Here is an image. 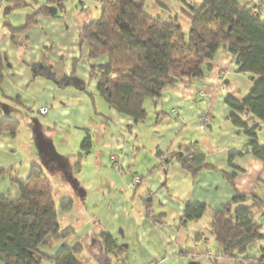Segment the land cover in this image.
<instances>
[{
    "label": "crops",
    "instance_id": "1",
    "mask_svg": "<svg viewBox=\"0 0 264 264\" xmlns=\"http://www.w3.org/2000/svg\"><path fill=\"white\" fill-rule=\"evenodd\" d=\"M162 4L178 14L188 31L191 20L181 0H148L146 11L167 13ZM6 6L0 3V51L6 57L0 123L14 120L19 129L16 136L0 135V165L19 179L39 166L52 181L62 229L73 231L45 252L55 257L62 248L81 243L84 250L77 260L101 264V247L94 242L108 232L125 253L110 254L104 264H147L151 259L159 264H247L243 256L237 261L221 257L212 234L214 212L227 207L236 192L255 195L263 204L255 222L264 230V161L238 155L247 136L232 122L234 110L226 103L229 96L242 101L254 87L253 78L240 72L236 56L221 47L208 61L211 69L204 79L167 85L160 98L145 101L147 118L134 124L98 94L91 76V65L104 59L90 58L83 28L100 16L102 7L94 11L82 1H68L63 11L41 13L35 24L13 33L6 22L23 27L39 6L5 13ZM44 105L49 111L43 115L39 109ZM203 115L210 117L205 129L199 121ZM87 134L93 147L78 166ZM257 135L264 145V121ZM194 145L215 168L196 177L178 159ZM225 172L234 174V184ZM135 176L143 180L133 191L129 185ZM0 192L17 196L20 190L8 175L0 178ZM67 200L72 206L64 210L61 203ZM188 204L205 205V214L188 221ZM247 254L264 256V237Z\"/></svg>",
    "mask_w": 264,
    "mask_h": 264
},
{
    "label": "trees",
    "instance_id": "2",
    "mask_svg": "<svg viewBox=\"0 0 264 264\" xmlns=\"http://www.w3.org/2000/svg\"><path fill=\"white\" fill-rule=\"evenodd\" d=\"M66 1L6 0L5 13L39 6L23 27L14 28L8 22L6 25L13 33L23 31L35 24L41 13L52 15L50 7L63 11ZM93 1L102 4V11L83 28V36L90 46V58L104 59L91 65V76L98 94L109 105L130 116L134 124L145 120L147 99L160 98L167 85L204 79L211 69L208 61L222 47L236 56L240 72L254 81L252 91L242 101L226 98L234 110L232 122L247 136L246 146L238 155L252 154L264 161V145L257 135L259 122L264 121V0H181L191 20L188 31L178 14L163 4L167 13L151 15L146 11L148 0ZM5 65L6 57L0 51V85ZM250 118L257 123L251 124ZM18 129L17 121L0 123V135L9 132L16 136ZM92 147V137L87 134L81 143L78 166ZM178 159L193 177L201 170L215 169L195 145ZM12 173L0 165V178L9 175L20 190L17 196L0 192V260L5 264H82L77 260L84 250L81 243L62 248L55 257L45 252L73 234L60 225L52 181L37 165L31 167L25 179ZM225 177L234 184L233 173L225 172ZM250 199L252 204H243ZM71 206L70 200L61 203L64 210ZM262 207L255 195L236 192L227 207L214 212L212 234L221 257L237 261L243 256L247 264H264V256L254 259L247 254L248 247L264 237L255 222ZM205 212V205L188 204L184 217L195 221ZM94 243L101 247L97 255L101 264L110 260V254L125 253L108 232L101 233Z\"/></svg>",
    "mask_w": 264,
    "mask_h": 264
},
{
    "label": "built area",
    "instance_id": "3",
    "mask_svg": "<svg viewBox=\"0 0 264 264\" xmlns=\"http://www.w3.org/2000/svg\"><path fill=\"white\" fill-rule=\"evenodd\" d=\"M259 1V0H258ZM6 0H0V3H5ZM49 111V107L47 105L42 106L39 109V112L41 114H47ZM200 124H201V128L205 129L206 125L210 122V117L209 115H203L199 118ZM113 161H116V157H112ZM142 178L139 176H135L133 182L129 185V188L133 191H135L137 189V185L140 184L142 182ZM262 233L264 234V230H262ZM147 264H159L155 259H151L148 261Z\"/></svg>",
    "mask_w": 264,
    "mask_h": 264
},
{
    "label": "rangeland",
    "instance_id": "4",
    "mask_svg": "<svg viewBox=\"0 0 264 264\" xmlns=\"http://www.w3.org/2000/svg\"><path fill=\"white\" fill-rule=\"evenodd\" d=\"M73 1V0H68ZM68 1H66L65 3H67ZM83 2L85 4H87V6L91 7L94 11H100V7H102V4H100L99 2H95L93 0H77V3ZM75 2V0H74ZM165 14V13H161L160 15ZM164 16V15H163Z\"/></svg>",
    "mask_w": 264,
    "mask_h": 264
},
{
    "label": "water",
    "instance_id": "5",
    "mask_svg": "<svg viewBox=\"0 0 264 264\" xmlns=\"http://www.w3.org/2000/svg\"><path fill=\"white\" fill-rule=\"evenodd\" d=\"M50 11L52 15H55L58 12V9L56 7H50Z\"/></svg>",
    "mask_w": 264,
    "mask_h": 264
}]
</instances>
